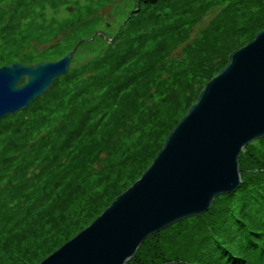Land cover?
Returning a JSON list of instances; mask_svg holds the SVG:
<instances>
[{
	"label": "rangeland",
	"instance_id": "1",
	"mask_svg": "<svg viewBox=\"0 0 264 264\" xmlns=\"http://www.w3.org/2000/svg\"><path fill=\"white\" fill-rule=\"evenodd\" d=\"M139 7L141 10L136 12ZM229 7L232 12L226 10ZM224 11L228 13L224 14ZM233 13L235 18H231ZM258 14L264 18V0H0V67L12 62L30 65L57 61L75 49L67 76L57 80L53 88L22 115H13L0 122V186L6 185L12 174V164L28 159L43 138L61 126L74 105L86 99L84 90L90 78L96 73L106 74L105 70L110 66L101 58L123 43L121 48L124 51L131 44L134 53L110 66L115 71L101 88L115 96L104 97L100 89L95 92L92 99L104 102L102 108L91 113L88 124L95 125L104 112L113 109L120 95L116 109L122 104L124 107L126 97L135 98L136 103L115 142L99 154L94 151L87 158L71 161L82 168L76 171V175L69 173L61 178L51 175L49 169L44 172L41 182L40 178L25 191V202L23 197L20 200L22 206L36 199L43 204L35 207L36 211L27 224L18 223L14 230L0 233V264H35L40 261L81 231L83 226L89 225L138 179L164 142L166 131H162L161 121L167 114L164 109L171 108L174 91L181 87L185 89L181 95L186 97L178 107L176 120L186 112L189 99H193L192 103L195 101L207 81L201 76L202 68H208L210 63L215 70L224 66L229 51L224 45L231 43L232 39H240V46L249 42L252 33L240 38L231 35L242 33L243 30L237 28L250 24ZM218 18L227 23L231 21L229 29L224 27L210 34L209 30ZM173 37V49L150 57L155 54L159 40ZM135 45H139L136 51ZM132 75H135L134 79H131ZM126 81H132L126 87L129 89L119 91L120 85ZM138 92L140 102H136ZM108 101H111L109 107L104 108ZM110 125L112 122L108 120L96 137H105ZM78 146L80 142L71 155ZM241 154L247 155L241 159L242 178L263 168L264 165L258 164L257 167L255 163L257 157L264 155V137L245 146ZM71 177L76 181L70 182ZM45 180L48 186L43 191L40 187ZM254 186L248 191L259 199L252 196L249 199V193L244 191L235 193L232 199H227L230 194L216 196L205 213L151 235L141 244L135 259L139 253H144L145 245L157 237L160 244L168 248L175 238L184 239L185 235V243L196 244L197 226H205L207 235L211 228L215 236L216 229L219 230L217 218L223 220L218 223L224 226L226 219L240 217L245 199H248L245 211L258 208V202L263 199L253 192ZM263 191L264 186L261 193ZM52 197L53 201L50 200ZM226 207L228 210L223 211ZM206 216L210 217L206 220ZM20 217L18 215L15 219ZM2 223L1 218L0 231L3 230ZM226 225L229 228L228 223ZM239 225L234 222L233 229ZM233 231L227 234L228 238ZM225 239L226 236L219 241L223 243Z\"/></svg>",
	"mask_w": 264,
	"mask_h": 264
},
{
	"label": "water",
	"instance_id": "2",
	"mask_svg": "<svg viewBox=\"0 0 264 264\" xmlns=\"http://www.w3.org/2000/svg\"><path fill=\"white\" fill-rule=\"evenodd\" d=\"M74 53L0 67V120L43 97L68 74ZM263 137L264 28L203 85L140 177L35 264H126L149 236L205 213L216 196L234 193L241 152Z\"/></svg>",
	"mask_w": 264,
	"mask_h": 264
},
{
	"label": "trees",
	"instance_id": "3",
	"mask_svg": "<svg viewBox=\"0 0 264 264\" xmlns=\"http://www.w3.org/2000/svg\"><path fill=\"white\" fill-rule=\"evenodd\" d=\"M146 1L152 2L153 0H146ZM231 7H229L230 9L227 8L226 10H231L228 12H232ZM139 10H141L140 7L137 9L136 12H138ZM228 12L224 11V14ZM235 16L236 14L233 13V16H231V18L232 17L235 18ZM230 23L231 21L227 23L224 21V19L218 18L216 19V23L214 24L213 28H211L210 26L211 29L208 30L210 31V34H212L214 32H218L221 28L224 27L229 29ZM263 28H264V18H262L258 14L256 15V17H254V19L250 22V24H248L247 26H240L237 28V30H243L242 33L238 35H231V37L233 38L234 36H239V38L247 37L248 34L252 33L253 34L252 39H253L254 35ZM138 37H140V35H138ZM172 39L164 38L159 40L160 42L155 48V54L150 55V57L156 56V53L162 54L164 51L168 50L169 48L171 49V47L173 49L175 37H173ZM239 40L240 39H232L231 43L224 45L225 48L229 50L228 55L232 51L239 48L238 47L240 46L238 42ZM245 44H241V46ZM123 45L124 43L120 47L119 46L115 47V50L109 51L107 55L101 58L102 60L105 61V64L114 66L113 64L115 63L116 60L125 59L126 57L131 56L134 53L133 52L134 48L132 47L131 44H129V49L127 51H124L121 48L123 47ZM136 46L139 45H135V51L138 48ZM116 65L118 66V64ZM110 66L107 68V70H105L106 74L103 75L100 73H96L94 76L90 78L89 84L85 87L84 90V93H86L87 96L86 99L74 105L71 113L69 114L68 117L64 119L61 126H59L53 132L49 133L46 137H44L43 141L40 142V144L34 149L32 155L28 159L20 160L18 161V163L12 164L11 166L12 174L8 176L6 180V185L0 186V219L2 218L3 221L2 223L3 230L0 231V233H5L7 231L14 230L15 226L18 223L25 222V224H27V220L31 219L34 215L33 212L36 211L35 207L43 204L36 202L39 201L36 199L35 202L22 206V204H20V200L23 197L24 198L23 201L25 202V191L31 186L35 185V183L40 178L41 179L39 180V182H41V180L45 177L46 173L44 172L46 170L50 169L51 175L56 174L61 178H64L69 173L76 175L77 174L76 171L82 168L77 167V165H74L71 162L74 158H87L88 155L94 151L95 154H99L103 151L104 148H107L111 143L115 142L116 139L120 136L121 128L122 126H124L127 117H129V114L133 113V111L135 110V105H136L135 98L129 99V97H126L125 100H127V103L124 105V107L122 104L120 108L116 109L118 103L117 100L122 95L118 96L116 98V101L113 100V102L115 101V107L113 109L104 112L95 125L88 124V120L91 118V113L98 108L99 109L102 108L101 104L104 101L96 102L92 98L95 97V92L98 91L99 89H100L99 91H102L104 87L103 88L101 87L110 80V77L115 71L114 69L113 71ZM224 66L222 65L220 68H218V70H215L216 68L213 65V63H210L208 68H202L203 72L202 73L200 72L201 76L206 78L208 81L214 75H216ZM134 78L135 75H132L131 79ZM55 84L56 82L52 85L50 90L53 88ZM131 84L132 81H128V82L126 81L120 85L118 90L119 91L127 90L129 88L126 87L130 86ZM184 91L185 89L181 87L178 88V90L174 91V96H171V102H170L171 108L168 111L164 109L165 112H167V114L166 117L163 118L161 123H162V131H166L165 139L167 135L170 133V131L175 127V125L180 120V118L186 113L185 112L181 117H179V119L176 120L174 119L178 113L179 110L178 107L181 105L183 98L186 99V97H182L181 95V93ZM84 93L82 94L84 95ZM102 93L104 97L110 96L113 98L115 96L110 94L109 91H102ZM124 94H127V91H125ZM139 96L140 95L138 92L135 95V97L138 99ZM39 99L33 102L27 108V110L33 104H35ZM189 100H190L189 101L190 102L189 107H190L196 101V99L193 103H192L193 101L192 98H190ZM138 101L140 102V98L136 102ZM110 102L111 101H108L104 106V108H108ZM25 111L26 109L18 112L15 115L17 116L22 115L23 112ZM7 117L1 119L0 122H2V120H4ZM108 120L109 123L112 122V125H110L109 130L106 133V136L105 137L101 136L102 139L97 138L96 133ZM0 131H2V129H0ZM161 134L162 133H160L159 135ZM78 142H80V146H78L77 151L71 155L74 147L77 146ZM163 143L164 142H162V144L159 146L154 157L162 147ZM245 157H247V155L242 156V154H240L238 161ZM257 159L258 160L255 163L257 167L258 164L264 165V155H262L261 157H257ZM261 179L263 180V182L261 181ZM69 181L70 182L76 181V178L71 177ZM263 183H264V167L254 170V173L253 171L250 172V174L247 175L246 177L244 176V178H242L241 176L240 186L234 192V194L232 193L228 195L227 199H232V196L235 195V193H239L243 191L249 193L248 189H251V187L255 185L253 188V192H255V194L257 192V194L260 195V198L263 200L258 202L259 206L255 211H253L254 207L249 211H245V206L248 204V202H245L248 199H245L240 209L242 210L241 216L234 217V219L233 217L229 218L228 220L226 219V223H228L229 228H227L226 223L224 226L220 225L218 221L219 220L223 221V220L217 218L216 223L219 227V230L216 229L215 236L214 234H212L211 228L209 230L210 233L207 235L205 226H197L195 230L196 244H191V242L185 243L186 242L185 241L186 235H185L184 239L175 238L173 240V243H171L168 248L163 247L160 244L157 237L153 241H150L151 243L145 245L144 253L143 254L139 253L138 259H135V255L138 249L141 247L140 245L135 255L126 264H131V263L133 264H264V198H263L264 191L263 193H261V190H263V186H264ZM57 185H59L58 182ZM64 185H62V188L64 187ZM47 186H48L47 180H45L43 185L40 187V190L44 191V187L46 188ZM69 193H67V195ZM44 194L45 192L42 193V195ZM72 194L73 192L70 194V196ZM249 196H250L249 199L254 197V195H251L250 193ZM53 198L54 197L50 198V200L53 201L52 200ZM254 198L259 199L256 197ZM254 201H253V205H256L254 204ZM54 206L56 207V203ZM228 207L223 209V211H227ZM18 215H21V217L16 220L15 218ZM209 217L210 216H206L205 219L207 220ZM234 222L241 224V226L239 225L238 228L233 229ZM226 228L227 230H225ZM231 231H233V234L230 235L228 238L227 234ZM225 236H226L225 242L221 243L219 240H222L223 237ZM148 238H146L143 241V243ZM211 239L216 240L215 241L216 243L209 241Z\"/></svg>",
	"mask_w": 264,
	"mask_h": 264
}]
</instances>
